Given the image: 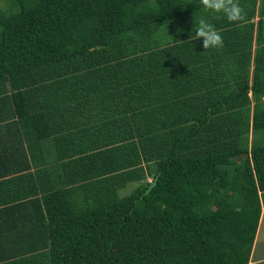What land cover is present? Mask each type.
Returning a JSON list of instances; mask_svg holds the SVG:
<instances>
[{
	"label": "trees",
	"instance_id": "trees-1",
	"mask_svg": "<svg viewBox=\"0 0 264 264\" xmlns=\"http://www.w3.org/2000/svg\"><path fill=\"white\" fill-rule=\"evenodd\" d=\"M0 2V264H247L264 0L239 24L200 0Z\"/></svg>",
	"mask_w": 264,
	"mask_h": 264
},
{
	"label": "clouds",
	"instance_id": "clouds-1",
	"mask_svg": "<svg viewBox=\"0 0 264 264\" xmlns=\"http://www.w3.org/2000/svg\"><path fill=\"white\" fill-rule=\"evenodd\" d=\"M205 11L223 14L230 23H240L246 19V13L238 0H200ZM194 26L189 34L188 41L201 40L203 48L207 51L211 48H222L223 37L215 26L206 19H195ZM178 31H180L178 29Z\"/></svg>",
	"mask_w": 264,
	"mask_h": 264
},
{
	"label": "rangeland",
	"instance_id": "rangeland-1",
	"mask_svg": "<svg viewBox=\"0 0 264 264\" xmlns=\"http://www.w3.org/2000/svg\"><path fill=\"white\" fill-rule=\"evenodd\" d=\"M0 6H1V2H0ZM253 20H255V17L253 18ZM134 184L128 183L125 189L126 188L130 189L129 186H133ZM256 231L257 234L255 233V240L253 244V255H252L253 260L256 261H254L252 264H264V207L261 208V214Z\"/></svg>",
	"mask_w": 264,
	"mask_h": 264
},
{
	"label": "crops",
	"instance_id": "crops-1",
	"mask_svg": "<svg viewBox=\"0 0 264 264\" xmlns=\"http://www.w3.org/2000/svg\"><path fill=\"white\" fill-rule=\"evenodd\" d=\"M10 121H12V118L4 119V120L0 121V135L1 136H5L6 134L9 135V134L14 132L13 126L8 124ZM8 126H9V128H8ZM0 140H2V139H0ZM0 146H1V143H0ZM23 146H25L24 143H23ZM4 158H5L4 152H1V150H0V160L1 159L4 160ZM6 166H8V165H6ZM10 166L13 168V164L10 165ZM4 168H3V170H4ZM6 170H8V169H6ZM21 173H22V171H20V172H7V173H4V174L5 175H16V174H21ZM256 234H257V231H256ZM254 240H255V237H254ZM254 240H253V244H254ZM252 255H253V245H252V248H251L250 257H249V261H248L247 264H252L254 261H256V260H253Z\"/></svg>",
	"mask_w": 264,
	"mask_h": 264
}]
</instances>
